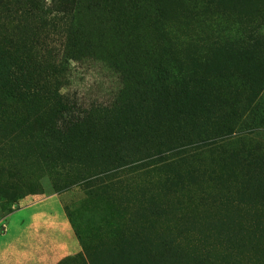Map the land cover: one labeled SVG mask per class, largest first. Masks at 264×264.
Listing matches in <instances>:
<instances>
[{
    "label": "rangeland",
    "instance_id": "obj_1",
    "mask_svg": "<svg viewBox=\"0 0 264 264\" xmlns=\"http://www.w3.org/2000/svg\"><path fill=\"white\" fill-rule=\"evenodd\" d=\"M8 2L12 12L28 5ZM126 13L124 32L109 24L75 52L58 33L31 38L13 54L29 65L18 78L56 86L79 110L121 90L143 102L160 122L121 137L135 154L178 138L217 140L66 191L29 152L0 161V264H264V133L243 129L264 124V0H140ZM13 112L24 111L0 119ZM17 130L0 124L15 154ZM85 130L103 143L117 136L110 119Z\"/></svg>",
    "mask_w": 264,
    "mask_h": 264
},
{
    "label": "trees",
    "instance_id": "obj_2",
    "mask_svg": "<svg viewBox=\"0 0 264 264\" xmlns=\"http://www.w3.org/2000/svg\"><path fill=\"white\" fill-rule=\"evenodd\" d=\"M8 1L3 4L7 9L11 6ZM26 1L28 5L24 12L6 9L0 18V41L6 48L0 54V113L24 111L13 112L12 120L0 119V124L14 123L19 132L14 138L19 152L15 154L11 150L10 138L0 143V161L9 160L10 156L15 160L19 154L23 157V153L29 152L31 156L47 161L54 184L66 191L72 186L90 183L102 186V181L122 166L149 168L160 162H175L184 152H193L208 141L217 140L213 135L187 140L178 138L166 145L158 143L156 151H148L145 147L143 152L135 154L121 137L128 138L137 133L141 125L160 122L145 114L143 102L138 104L132 97H123L121 90L109 105L79 110L59 94L56 86L52 89L48 82L38 86L18 78L19 74H28L29 65H15L13 54L18 49H26L31 38L35 42L39 41L40 35L45 38L58 33L62 37L63 51L75 52L76 46H87L96 33H108L109 24L125 31L126 12L140 0H53L46 8L38 5L39 0ZM83 17L89 19L85 24L80 19ZM26 33L31 35L23 42L21 36ZM106 119L112 121L117 136L103 143L101 137H96L98 130L88 133L85 126L98 128ZM243 127L251 134L264 133L263 122L243 124ZM230 136L231 133L220 138L228 140ZM151 143L152 140L147 139L144 144ZM3 169L0 165V170Z\"/></svg>",
    "mask_w": 264,
    "mask_h": 264
}]
</instances>
